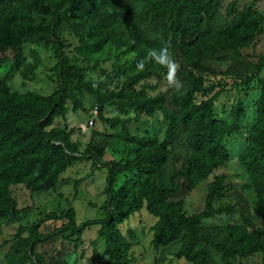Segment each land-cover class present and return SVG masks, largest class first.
<instances>
[{"label":"rangeland","instance_id":"1","mask_svg":"<svg viewBox=\"0 0 264 264\" xmlns=\"http://www.w3.org/2000/svg\"><path fill=\"white\" fill-rule=\"evenodd\" d=\"M23 2L0 0V24L7 16L12 32L19 25L35 27L23 37L16 62L11 58L12 52L6 51L0 65V80L10 92L48 96L63 87L58 76L56 48L45 37L44 27L50 17L25 9ZM144 4L145 0H124L118 9H101L93 19L81 17L78 11L69 9L68 4L59 9L62 17L55 36L61 43L62 54L68 65L81 73V83L92 84V91L71 78L66 87L65 114L54 118L49 126L64 130L76 148L75 153L70 154L73 159L67 161L53 187L32 191L23 183L9 185L15 207L0 219V264H111L102 254L104 245L97 234L96 222L105 217L102 207L108 205L106 164H124L133 159L134 143L129 137L154 139L160 144L165 159L154 174L142 177L131 172L114 174L112 190L124 187L122 208L126 217L116 228L126 247L123 258L127 264H190L175 257L184 241L182 237L164 245L151 243L156 218L145 210L146 198L152 186L168 184L170 180L177 191L167 196V200L178 202L186 217L222 208L221 213L200 221V232L209 233L214 240L222 241L226 236L223 230L227 227L264 233V218L256 215L264 195V184L238 159L248 146L260 96L259 87L241 85L238 81L252 74L258 66L256 75L264 85V0H220L200 36L209 38L245 8L259 24L249 42L205 55L202 59L204 70L189 65L187 56L179 48L180 39L164 30V24L154 25L144 39L134 38L148 19L139 15ZM74 26L91 33L79 35ZM105 32L137 40L140 50L127 49L128 43L123 39L103 41ZM164 41L170 42V52L180 66L177 78L183 85L187 86L186 78L194 75L207 90L196 93L193 102L212 97L213 115L231 126L220 143L226 151V159L191 187L184 178L174 175L182 159L190 153L182 128L167 141V120L161 111L134 112L120 105L125 102L123 93L135 97L160 96L162 106L173 111L168 102L174 89L167 85V69L154 62L146 63L144 73L136 68V62L146 56L148 49H158ZM100 107L102 117L123 120V127H110L100 121ZM237 108L240 112L235 120ZM89 120L92 121L90 127ZM99 150L101 155H97ZM214 176H222V191L207 202L208 186ZM67 209L73 212L74 229L86 225L78 233L65 228L66 220L59 217ZM204 246L199 242L196 248ZM209 252L212 258L209 264H262L260 253L221 259L211 249Z\"/></svg>","mask_w":264,"mask_h":264},{"label":"trees","instance_id":"2","mask_svg":"<svg viewBox=\"0 0 264 264\" xmlns=\"http://www.w3.org/2000/svg\"><path fill=\"white\" fill-rule=\"evenodd\" d=\"M124 0H24L25 9L34 13L49 16L44 27L46 39L56 48V59L63 87L48 96H40L32 92L17 94L10 92L6 84L0 80V219H4L15 207V201L9 193V185L23 183L32 191H43L53 187L59 173L66 166L67 161L73 159L70 154L75 153V145L68 140L67 133L59 128H49L54 118L62 117L66 111L67 83L75 78L81 83V73L68 65L62 54L61 43L55 36L61 15L59 9L64 4L69 9L78 11L81 17L93 19L101 9L119 8ZM220 0H145L140 11L141 18L148 17L141 32L135 37L144 39L154 25L164 24V30L175 34L180 39L179 48L187 56L189 65L197 70L206 69L202 59L211 55L215 50L241 45L249 42L257 32L259 24L257 18L251 16L249 9H242L235 13L225 27L217 28L212 36L204 38L199 35L201 29L218 9ZM232 6L230 8V13ZM10 19L6 16L0 24V65L4 62L6 51L12 52V59L17 61L19 45L23 37L35 30L29 25H19L12 32L9 29ZM80 35L91 33L81 31L74 26ZM125 41L127 49L140 50L137 40L122 38L105 32L102 40ZM258 66L254 72L238 81L241 85H251L260 88V96L256 102L257 120L248 135V146L239 156V162L244 168L257 177L264 184V85L257 78ZM143 72V71H141ZM144 73V72H143ZM187 86L181 90L175 89L170 95L169 105L173 111L162 106L160 96L135 97L133 94L123 93L121 107L131 111L153 113L161 111L167 120L165 140H172L179 128L185 134V142L190 151L181 163L180 169L174 173L185 179L188 187L206 178L226 159V151L222 147L221 139L231 126L213 113V98L194 103V96L201 91L200 81L194 75L186 78ZM89 92V83H81ZM175 110V112H174ZM102 107L98 109V119L110 127L122 126L123 120L102 117ZM240 109L234 113L237 119ZM134 143L131 151L133 159L124 163H107L105 191L107 204L103 206L105 217L96 222L97 234L102 239L103 256L111 264H127L124 255L126 247L117 232V224L123 221L126 213L122 208L124 187L112 190L111 184L115 173L131 172L138 177L157 172L163 164L165 154L152 138L129 137ZM99 150L97 155H101ZM222 176H214L208 186L206 201L209 202L222 191ZM177 188L171 180L167 184L152 186L146 198L145 210L156 218L153 226L152 245H164L182 237L184 240L175 254L190 264H209L212 261L211 249L221 259L243 258L254 253H260L264 264V233L261 231L247 232L243 228L227 227L222 241H216L209 233L200 232V221L221 213L222 208L215 211L204 210L193 217H186L182 213L178 202L167 200V196L174 194ZM258 217L264 218V195L256 210ZM59 217L66 220L65 228L74 229V217L71 209L62 211ZM95 224V223H93ZM79 228L74 229L79 232ZM199 242L204 247L196 248Z\"/></svg>","mask_w":264,"mask_h":264},{"label":"clouds","instance_id":"3","mask_svg":"<svg viewBox=\"0 0 264 264\" xmlns=\"http://www.w3.org/2000/svg\"><path fill=\"white\" fill-rule=\"evenodd\" d=\"M148 62H154L167 69L165 78L168 87L173 88L176 91H179L184 87L183 82L177 78V72L180 66L170 52V42L164 41L158 49H148L146 56L136 62L137 70L144 71L145 65Z\"/></svg>","mask_w":264,"mask_h":264},{"label":"built area","instance_id":"4","mask_svg":"<svg viewBox=\"0 0 264 264\" xmlns=\"http://www.w3.org/2000/svg\"><path fill=\"white\" fill-rule=\"evenodd\" d=\"M87 125L90 127V126L92 125V121L89 120V121L87 122Z\"/></svg>","mask_w":264,"mask_h":264}]
</instances>
